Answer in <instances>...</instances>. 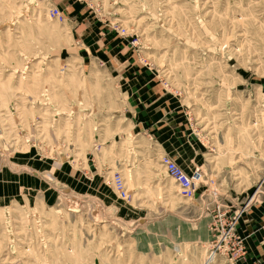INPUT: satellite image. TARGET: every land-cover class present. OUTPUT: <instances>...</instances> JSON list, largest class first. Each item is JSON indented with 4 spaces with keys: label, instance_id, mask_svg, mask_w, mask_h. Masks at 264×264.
Returning a JSON list of instances; mask_svg holds the SVG:
<instances>
[{
    "label": "rangeland",
    "instance_id": "obj_1",
    "mask_svg": "<svg viewBox=\"0 0 264 264\" xmlns=\"http://www.w3.org/2000/svg\"><path fill=\"white\" fill-rule=\"evenodd\" d=\"M258 206L264 0H0V264H242Z\"/></svg>",
    "mask_w": 264,
    "mask_h": 264
},
{
    "label": "built area",
    "instance_id": "obj_2",
    "mask_svg": "<svg viewBox=\"0 0 264 264\" xmlns=\"http://www.w3.org/2000/svg\"><path fill=\"white\" fill-rule=\"evenodd\" d=\"M49 15L51 17H56L61 21H64L65 16L62 14L60 9L58 7H53L49 10ZM161 162L164 166L165 170L168 172V174L178 183V185L181 188L182 195L188 199H193L196 197V192L198 189V184L204 177V173L202 169L196 168L193 172L186 171L170 154H164L161 156ZM112 182L114 189L116 190L117 194L121 198L128 197V189L126 186V183L124 181L123 175L120 172H115L112 177ZM220 213L219 216L221 217L223 213L218 210ZM217 229H223V235L220 237L218 244L216 245V248H214L215 252H218V250L223 247V243L228 242V235H230L232 229L234 228V225H231L228 227L225 222L223 221H215ZM225 227V228H223ZM222 245V246H221Z\"/></svg>",
    "mask_w": 264,
    "mask_h": 264
},
{
    "label": "crops",
    "instance_id": "obj_3",
    "mask_svg": "<svg viewBox=\"0 0 264 264\" xmlns=\"http://www.w3.org/2000/svg\"><path fill=\"white\" fill-rule=\"evenodd\" d=\"M264 207H257L256 209H254V213H252V215L250 214V218L248 220V222H244L243 224H246L245 226H247L248 230H247V234L251 237V244H250V248L253 250H251L250 252V259L247 260V261H244L242 264H253V261L255 259H258L259 257L263 256L264 255V226L262 228V223L264 222V220L261 221V223H256V222H259V219L262 217L259 215L260 211L263 209ZM262 212V211H261ZM252 218H254L252 220ZM192 224H195L194 226L197 227H203L206 225L205 223V220H199L198 222H194ZM260 226V227H257V226ZM246 228V229H247ZM253 228L256 229V232H259V235H252V232L253 231ZM245 229V230H246ZM262 229V230H261ZM255 232V233H256ZM254 233V234H255ZM205 238H201L199 236H202V235H199L198 233H196L195 235H188L186 238L188 240H194V241H201V240H204L206 239L208 236L206 235V233H203ZM199 235V236H198ZM182 238V237H181Z\"/></svg>",
    "mask_w": 264,
    "mask_h": 264
},
{
    "label": "bare ground",
    "instance_id": "obj_4",
    "mask_svg": "<svg viewBox=\"0 0 264 264\" xmlns=\"http://www.w3.org/2000/svg\"><path fill=\"white\" fill-rule=\"evenodd\" d=\"M212 252H215V251H211V253H212ZM215 253H216V252H215ZM216 254H217V253H216Z\"/></svg>",
    "mask_w": 264,
    "mask_h": 264
}]
</instances>
